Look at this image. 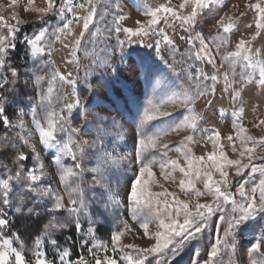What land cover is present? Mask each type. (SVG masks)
Returning <instances> with one entry per match:
<instances>
[{
	"label": "snow or ice",
	"instance_id": "1",
	"mask_svg": "<svg viewBox=\"0 0 264 264\" xmlns=\"http://www.w3.org/2000/svg\"><path fill=\"white\" fill-rule=\"evenodd\" d=\"M73 4L46 0L45 7L36 8L28 0L25 10L37 13L35 21L20 19L15 10L14 23L0 15V173L6 175H0V264H182L185 256L187 264H225L224 256L227 264H264V155L256 154L264 149V135L249 134L244 123L249 109L258 110L264 101V0H246L230 12H224L228 0L145 4L138 9L145 19L127 28L121 26L126 19L122 0H113V28L103 41L90 29L98 14L93 0H88L89 11L82 17L74 14ZM9 7L16 9L18 0H11ZM69 15L72 21H83L78 36L70 30ZM30 24L37 30L25 32ZM113 36L116 43L110 44ZM177 36L187 46L185 52ZM56 41L70 49L62 61L83 68V77L55 66ZM81 51L87 64L78 56ZM193 59L206 61L211 74L189 63ZM182 78L186 86L176 85ZM221 78L223 86L218 87ZM80 84L86 89L78 91ZM65 85L71 88L70 102L59 96L57 86ZM175 87H180L173 93L181 110L179 122L173 126L168 119L175 109L162 110L164 102L150 100L131 135L133 150L121 151L131 127L126 128L123 114L142 94L140 89L150 90L155 98ZM81 91L87 95L82 97ZM225 98L232 107L229 131L201 128L209 115L218 114L221 120L229 115L218 106ZM198 103H203L200 112ZM250 124L264 128V118L253 117ZM182 130L188 134L175 147L179 156L167 158L169 144L161 137ZM197 133L213 151L192 155ZM154 150L165 158L157 160ZM177 170L182 174L178 184ZM165 183L175 184L191 199H181ZM152 185L161 191H152ZM203 197L208 199L201 202ZM125 212L133 223L122 218ZM17 216L37 225L30 248L15 227ZM101 221L115 225L108 242L97 239ZM208 234L214 239L201 252ZM246 234L252 238L245 240ZM128 235L144 244L123 243Z\"/></svg>",
	"mask_w": 264,
	"mask_h": 264
},
{
	"label": "rangeland",
	"instance_id": "2",
	"mask_svg": "<svg viewBox=\"0 0 264 264\" xmlns=\"http://www.w3.org/2000/svg\"><path fill=\"white\" fill-rule=\"evenodd\" d=\"M168 2L169 0H122L123 12L126 14V19L121 21V26L125 28L134 27L135 26L134 21L136 19H145L141 15V11L138 10V9H141L145 4L151 7H156V6H159L160 4H164ZM245 2L246 0H228V7L224 9V12L232 11L233 5L238 4V5L243 6ZM251 2H256V0H251ZM10 3H11V0H0V9H3L2 11H0V15H3L8 22L14 23V21H11V12L13 10L17 11L19 18L22 20H25V21H35L36 20V17H37L36 12L25 10V8L28 7V0H18V7L16 9L10 8L9 7ZM87 3H88V0H74V4H73L74 14L79 15L81 17L87 15L89 11ZM93 3L97 6L98 14L95 16L94 24L90 25V29H91V32L98 31L101 34L98 37V41H103L108 35V29L113 28V19L116 14V10L113 6V0H93ZM176 3H177V0H170L171 6H175ZM81 4H84V7H81L80 6ZM45 6H46V0H32V7L40 8V7H45ZM251 18H252V12H249L248 19L251 20ZM68 20L71 24L70 30L78 36L82 28L83 21L82 20L79 22L72 21L71 15H69ZM161 26L162 27L164 26L163 23H161ZM208 27L209 25L205 26L206 31ZM35 30H37L36 24H30L29 27L27 26L24 27V31L28 33H31ZM166 31H168L170 35L173 34L171 28H167ZM241 31H244V29H241ZM88 36H90V33L86 35V38H85L86 40L88 39ZM237 36H239V34H237ZM237 36L232 37L233 42L236 40ZM120 39H124L123 33L120 34ZM176 41H177V44L180 46L181 52H185L187 46L182 41H179L178 36L176 37ZM109 43L110 44L116 43L115 36L111 38ZM81 47L83 49L85 45H82ZM88 47H90V45H88ZM254 47L259 48L260 44L254 43ZM53 49H54V52H53L52 59L56 62L55 66L59 69V71H61L62 73L72 72L74 77L75 76L83 77L84 75L83 68H81L80 70H77L75 63L65 64L61 59V57H63L65 60L68 59V52L70 51V49H64L59 41H56L53 44ZM228 50H232V48H229ZM186 55H188V53H186ZM78 56L82 64L88 63V57L85 56L83 51H81L78 54ZM180 58L181 57L179 55L176 57L177 60H179ZM45 59H47V57H45ZM20 63H23V61H20ZM189 63H195L197 67H201L204 71L208 72L209 74H211L212 72L211 66L208 65L206 61L197 62L193 59V60H190ZM237 71H239L238 68H237ZM94 82L95 81H93V83ZM175 83L178 86H186L184 84L183 78L180 80H176ZM222 86L223 84H222V78H221V84L218 85V87H222ZM45 87H47V85H45ZM57 87L59 88V96L63 97L65 102H70L71 88L66 85L64 87H59V86ZM77 87H78V91H80L81 89H86L87 86L84 84H80ZM140 91L142 92V94L135 97V103L129 104L128 107L130 111L125 110L123 114L124 119L127 121L126 128H128V126H131L130 129L128 130V134L126 137L127 146L121 149V151L123 152H130L133 150L131 146L132 145L131 135L134 133L135 127L139 123L140 118L143 116L145 108L148 107L150 100L154 104H161L162 102H164L162 110L173 111V109H175L176 111L174 112L173 116L168 119L173 122V126L175 123L179 122L178 116L181 110L178 107L179 101L175 97H173V93H178L180 91V87L172 88L171 91L161 90L156 95L155 98L153 97V94L151 93V91L148 89L142 88L140 89ZM84 95H87V92L81 91V96L83 97ZM56 97H57V93L54 92L53 103H55ZM218 100H219V97H218ZM253 102L256 103L255 100ZM218 106L224 107L227 110L229 115L226 116L223 120L219 118L218 114L215 117L209 115L207 122L200 124V127L208 128V127L215 126L222 132V134H226L229 131V127L231 123L230 113L232 111V107L228 103L227 98L223 100L222 104H218ZM202 108H203V103H198L197 111L200 112ZM253 117H255V119L264 118V101L259 102L258 110L249 109L248 114L246 115L244 119L245 126L249 128V134L257 136V137L264 135V128L258 129V128L251 127L250 121L253 120ZM29 131L32 133L33 139L38 141V133H36L35 129L32 128L30 122H29ZM147 131L151 133L152 131H154V129L148 128ZM187 134H188L187 131L182 130L179 134L169 133L168 135L161 137V142L169 144V151L167 152V158L175 159L179 156V154L175 151V147L178 145L182 136L187 135ZM121 143H124V142L122 141ZM237 145L239 146L238 142H237ZM190 147L192 150V155L195 157L205 155L207 152L214 150L212 147V144L210 142L206 143L199 133L196 134V143L190 145ZM224 150L226 151L229 158L231 159L236 158V154L232 153L229 148L225 147ZM40 151H41V154L43 155V150L40 149ZM154 154L157 160H161L165 158L162 152H155L154 150ZM256 154L264 155V149L258 148ZM4 155L6 156L8 154L5 153ZM3 158H4L3 156H0V159H3ZM28 163L29 165H31L32 163L31 159L28 161ZM45 163L46 165L49 166V169H50L51 163H50L49 158H45ZM180 163L181 164L184 163L183 158H180ZM153 171L156 174L155 178L159 180L160 179L159 178V171H160L159 167L154 168ZM246 171H250V170H246ZM0 175H2L3 178H6L5 174L0 173ZM127 175H131V171H129ZM174 175L176 177V184H178L179 179L181 178L182 174L179 173V171L177 170L176 172H174ZM215 178H218V174H215ZM255 179L257 180V182L259 181V174H256ZM160 182L164 183L162 180H160ZM120 183H121V186L124 185L125 183L124 175H121ZM164 186L168 188L169 191H176L177 194L180 195L181 199H191V197H185L182 193H180L179 189L176 188L175 184L165 183ZM196 186L197 188L203 190L202 183L198 182ZM236 186H238V184ZM150 188L152 191H161L158 185H152L150 186ZM231 190L235 192V187H232ZM205 199H208V197L201 198V202H203V200ZM237 199H239V197H237ZM228 207H229V212H230L231 206H228ZM121 215H122V218L128 219L130 224L133 223L126 212L122 213ZM15 227L19 228L20 230V239L24 240L26 246L30 248L32 246V234L36 231L37 225L30 219H25L22 216H17ZM86 227H87V224H85V228ZM114 227L115 225L111 221H109L108 223H104L103 221H101L98 227V231H97V239L108 242L110 238V233L112 230H114ZM152 227L154 229V225ZM258 233H259V229L257 230V234ZM69 234L71 233L65 232L64 236H67ZM252 235L253 234H246L244 239L245 240L251 239ZM213 239H214V236L212 234L206 235V238L202 242L201 247H200L201 252L204 251L205 246L210 247V245H208L207 242L208 240H213ZM18 243L19 241H17L16 244H14V246H18ZM61 243H63V237H61ZM123 243L125 244L135 243L137 245L142 246L144 244V241L140 239H133L131 235H128L125 238H123ZM244 250L246 252L247 248L245 247ZM82 254L87 256V249H84ZM73 259H75V253L73 255ZM227 259H228L227 256L223 257L225 264H227ZM187 260H188V257L185 256L182 264H187Z\"/></svg>",
	"mask_w": 264,
	"mask_h": 264
},
{
	"label": "trees",
	"instance_id": "3",
	"mask_svg": "<svg viewBox=\"0 0 264 264\" xmlns=\"http://www.w3.org/2000/svg\"><path fill=\"white\" fill-rule=\"evenodd\" d=\"M26 27V26H25ZM27 27H29V25L27 26ZM19 63H20V61H18ZM226 260V259H225Z\"/></svg>",
	"mask_w": 264,
	"mask_h": 264
}]
</instances>
